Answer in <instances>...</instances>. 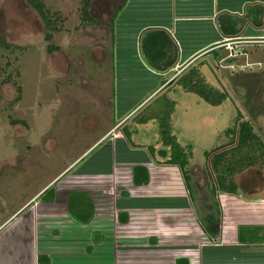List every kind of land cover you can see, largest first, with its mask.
Instances as JSON below:
<instances>
[{
  "label": "rangeland",
  "instance_id": "obj_1",
  "mask_svg": "<svg viewBox=\"0 0 264 264\" xmlns=\"http://www.w3.org/2000/svg\"><path fill=\"white\" fill-rule=\"evenodd\" d=\"M121 1L91 0L89 10L95 21L82 23L81 0H42L47 16L52 19L55 13L60 18L59 29L51 32L50 40L58 49L47 52V28L37 14L24 0H0V38L10 45L0 46V216L4 218L25 201L32 203L51 183L59 200L70 189H83L97 208H105L106 219L99 225L105 235L102 244L83 253L81 264H159V259L160 264H173L172 259L188 248L197 251L200 245H207L214 250L218 243L197 245L191 241L189 212L179 203L185 193L179 178L175 183L169 171L155 175L146 190L133 187L125 175L129 165L118 163H131L141 154L124 152L118 145L121 140L116 143L107 133L112 119L117 120L143 98L138 117L159 111L161 100L168 99L169 88L146 97L161 77L139 62L137 28L173 12L200 15L215 7L206 0H189L185 7L178 6L179 0L174 6L169 0H125L120 5ZM117 5L111 33L109 20ZM181 23H175L177 29ZM189 24L188 37L178 38L182 47L186 40L194 48L212 41L207 22ZM236 42L230 39L228 48L220 49L223 60L214 63V52H204L191 66L206 82L224 91L225 99L211 105L189 92L181 102L185 111L177 106L171 121L180 147L187 148L188 191L197 218L198 177L206 174V183L212 182L204 152L229 142L228 130L234 128L237 118H247L256 132L264 134V112L253 117L247 114L249 104L257 99L264 102V39ZM230 56L238 62L227 65L224 58ZM8 73L9 80L5 78ZM16 85L20 87L17 99ZM11 119L25 124L11 123ZM102 138L98 148H91ZM156 139L165 146L160 135ZM147 145L155 147L151 139ZM236 180L244 187L241 194L251 201L222 202L223 220L231 226L228 228L243 222L264 226V212L257 210L264 208V163L240 173ZM169 191L176 193L177 201L170 198ZM48 198L52 194L42 200ZM119 211H128V224L116 223ZM261 234L264 236V230ZM86 239L83 235L81 245ZM258 247L264 255V245ZM194 256L192 264H218L206 252Z\"/></svg>",
  "mask_w": 264,
  "mask_h": 264
},
{
  "label": "crops",
  "instance_id": "obj_2",
  "mask_svg": "<svg viewBox=\"0 0 264 264\" xmlns=\"http://www.w3.org/2000/svg\"><path fill=\"white\" fill-rule=\"evenodd\" d=\"M123 1L125 0H122L120 4H122ZM169 1L173 6L176 4L175 0ZM188 1L189 0H179L178 6L185 7L188 4L186 2ZM206 1L210 3L211 6H214L215 9H209L207 10V13L200 15H189L185 14L184 11H180V14L175 15L173 12L171 16L165 17L164 19L142 24L137 28L135 33L137 40V49L135 47V52L138 53V56L141 59H139V62L141 65L143 64L144 67L154 71L157 76L161 77L146 97L158 89V91H162L165 88H169L167 96L168 99L173 102V110L169 116L171 128L170 135L173 137L176 136L172 127L174 109H176L177 106H180L179 109L185 111L181 102H184V97L189 94V92L182 90L176 83V78L179 74L191 67L200 57L199 55L204 52H214V58L212 59V62L214 63L218 61V59L223 60L222 56L219 57V51L222 48H228L230 39H235V42L237 41L236 43L240 44L255 42L257 39H264V34L261 33L264 29V0H220L219 4L217 3L218 0ZM117 8L118 6L113 9L112 17ZM195 20H204L209 24L207 30L212 33V41L203 46L194 48L192 43L186 40L185 47H182L179 44L178 38L180 37L184 39L188 37V29L186 28L192 27L189 22ZM176 22L184 23H181L183 25L179 26L180 30L176 28ZM157 29L161 30V32L169 37L171 43L176 49L174 63L161 69L152 67L143 56L140 49L141 38L143 34H145V31ZM110 32L112 33V24ZM215 49L219 50L216 52L214 51ZM224 59L228 62L227 65L238 62V58L235 57L232 60H228L227 57ZM175 94H177V97L174 96ZM145 100L146 99L143 98L142 101L127 110L117 120H111L112 124L109 128L110 132L107 131V135L110 134L109 139H116V143L121 140L118 145L122 147L121 150H124V152L128 150L132 153L138 152L141 154V156L135 157L131 163L125 164L119 162L118 165H129L125 174L126 178L131 181L133 187L140 189L144 188L146 190L149 187L148 184H152L154 176L160 175L165 171H169L173 176L172 178L175 183L178 177L185 193V199H183L182 196L178 197L179 199L182 198V201L180 200L179 203H181L180 207H183L185 212H189L188 217L191 220V230H189L193 235L191 241L197 245L202 243L205 244L206 241H211L216 244L218 243L217 248L214 250H209L207 245H204V247H201L200 245L199 248L197 247V251L196 248H192L191 250L188 248L184 253L181 252L180 255H176V257L172 259V263L192 264V261L194 260L191 256H193V254L198 256L202 251L203 253L206 252L208 256L210 254L211 259H217L218 264H264L263 252H260L259 249H257L259 248L258 245H264V242L238 241L236 234L237 226L239 225L260 226L258 234H261V231L264 230V226L258 223L243 222L236 224L233 228H228L231 226L226 224L221 215L222 212L220 205L222 202L224 204L230 201L234 203L235 201L233 200L240 202V199L251 201L249 200L250 196L243 195L242 198L234 194L214 192L211 190L213 189L212 182L210 183L208 181L206 183L208 176L206 174L203 175L202 178L199 176L198 190L200 194L197 202L199 218H197L191 204V198L188 191L189 188H185L177 166L165 162L169 156L170 147L167 144H165V146L158 144V139H156L157 137L159 138L157 121L153 118L146 121H138L140 119V117H138V111L141 108L138 106ZM123 131L128 133L130 141L137 146H130L126 142L122 134ZM140 137L144 140L141 141ZM104 138L97 140L96 144L91 148H98ZM150 139L151 143L154 144L155 147L157 146L156 148H152V156H149L145 150V146H148L147 141ZM174 140L180 147L176 137ZM181 148L183 149V147ZM184 150L187 152V148H184ZM87 152L88 150L85 154ZM128 155L132 157L129 152ZM134 165L143 166L147 170L148 181L145 184H133L131 170ZM187 167L188 163L186 164V169ZM189 172H191V170ZM51 187L54 190L52 200L51 198L44 201L42 200L43 197L40 195L45 189L42 188L43 190L41 189L32 199V203H30V200L28 202L25 201L23 206L15 208L4 218L0 216V264H81L80 257L83 256V253L89 254L94 247H98L102 244L105 235L100 231L99 225L106 219L104 216V214H106L105 208L99 206L97 208L94 199H92L83 189H70L64 197L59 200L57 191L53 186ZM159 188L162 187L159 186ZM73 191L85 193L91 201L93 215L87 223L77 222L68 214L66 208L67 196ZM169 193L170 198L175 197L177 201V196H175L176 193L174 191H169ZM221 197L224 199H221ZM251 210H255V208ZM257 210L264 212L263 207H258ZM119 213L124 214L123 217L126 218V220L119 221L117 220L116 215V223L120 225L128 224L131 219L128 211H119ZM93 220L95 223H93ZM81 227H89V230H83ZM83 235L87 239L85 240V243L81 245L80 240ZM152 235L156 238V233H153ZM154 238L151 237L149 239L150 242H148L152 244ZM190 251L196 253H191ZM153 260L156 262L155 257H153ZM159 260H157V262L160 264Z\"/></svg>",
  "mask_w": 264,
  "mask_h": 264
},
{
  "label": "trees",
  "instance_id": "obj_3",
  "mask_svg": "<svg viewBox=\"0 0 264 264\" xmlns=\"http://www.w3.org/2000/svg\"><path fill=\"white\" fill-rule=\"evenodd\" d=\"M24 1L37 14L47 28V32L44 35V39L47 42V52L57 50L58 47L52 44L50 40L51 32L59 29L57 26L60 19L59 16L54 13V18L50 19V17L47 16V8L42 0ZM90 3L91 0H81L80 19L82 23L95 21L90 14ZM112 18L113 17L109 20L110 30ZM0 46L6 47L10 45H8L4 39L0 38ZM140 49L148 63L156 69L164 68L173 64L175 61L176 49L171 43L169 37L161 32V30L157 29L145 31V34H143L141 38ZM234 57L235 56H230L227 57V59L232 60ZM9 76L10 73H8L5 78L9 80ZM176 83L185 92L193 93L204 102L211 105L221 103L226 97V93L224 91L219 90L212 84L206 82L200 74V71L195 68L189 67L181 72L176 78ZM16 91L17 99L20 93L19 85H16ZM254 104L251 103L247 107V114L250 117H253L258 111L264 112V102L257 99ZM172 110L173 102L166 97L161 100V107L159 108V111H153L149 115L140 117L138 121H146L150 118H154L157 121L160 138L163 143L167 144L171 149L170 155L165 162L177 166L181 174L183 184L187 189L188 174L186 164L188 153L184 152L183 149L178 146L174 137L170 135L169 116ZM10 122H20L25 124L24 121L14 119H11ZM228 133L230 138L229 142L211 149L210 151L204 152L206 156V167L212 180V190L214 192L234 194L243 198L241 190L244 188L240 185V183H238L236 177L240 173L251 168L259 167L262 163H264V134L260 135L256 132L251 121L247 118H237L234 128L232 130H228ZM122 134L130 146H137L130 141L128 133L123 131ZM145 150L149 156H152V146H145ZM131 175L134 185L145 184L148 181L147 170L143 166L134 165L131 170ZM47 193L50 195L52 194V197L54 196V190L50 185L41 192L40 196L43 197ZM66 202L68 214L75 221L87 223L92 217V204L85 193L73 191L68 194ZM123 215L124 214L122 213H118L117 220L125 221L126 218H124ZM258 229H260V226H237L236 234L238 241L264 242V236H262V234H258Z\"/></svg>",
  "mask_w": 264,
  "mask_h": 264
},
{
  "label": "flooded vegetation",
  "instance_id": "obj_4",
  "mask_svg": "<svg viewBox=\"0 0 264 264\" xmlns=\"http://www.w3.org/2000/svg\"><path fill=\"white\" fill-rule=\"evenodd\" d=\"M115 7H116V6H115ZM115 7H114V8H115ZM243 188H244V187H243ZM252 190L254 191V189H252Z\"/></svg>",
  "mask_w": 264,
  "mask_h": 264
},
{
  "label": "water",
  "instance_id": "obj_5",
  "mask_svg": "<svg viewBox=\"0 0 264 264\" xmlns=\"http://www.w3.org/2000/svg\"><path fill=\"white\" fill-rule=\"evenodd\" d=\"M257 41V40H256ZM260 42H262V40H259Z\"/></svg>",
  "mask_w": 264,
  "mask_h": 264
}]
</instances>
